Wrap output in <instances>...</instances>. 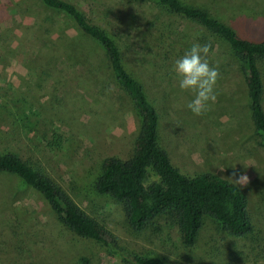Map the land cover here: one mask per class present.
<instances>
[{"label": "rangeland", "instance_id": "374dc122", "mask_svg": "<svg viewBox=\"0 0 264 264\" xmlns=\"http://www.w3.org/2000/svg\"><path fill=\"white\" fill-rule=\"evenodd\" d=\"M68 1L115 38L123 64L157 110L158 142L173 165L187 175L210 172L228 181L248 176L239 187L254 232L231 236L205 217L195 245L185 249L171 215L134 232L119 204L95 192L102 160L131 154L138 119L109 71L96 70L94 60L80 61L72 22L39 0H0V152L35 161L112 232L120 248L130 246L166 264H264V202L258 197L264 148L227 44L148 1ZM187 1L205 4L242 37L264 40V0ZM196 43L209 46L207 59L219 72L217 99L202 116L187 108L193 94L179 88L174 70ZM258 66L264 86V59ZM117 252L64 230L34 189L0 172V264H119Z\"/></svg>", "mask_w": 264, "mask_h": 264}, {"label": "trees", "instance_id": "16d2710c", "mask_svg": "<svg viewBox=\"0 0 264 264\" xmlns=\"http://www.w3.org/2000/svg\"><path fill=\"white\" fill-rule=\"evenodd\" d=\"M143 1L199 25L227 44L230 54L239 64L253 131L264 148V86L258 66L264 59V40L242 37L202 3ZM39 2L72 22L76 46L82 55L78 57L80 61L89 65L94 60L96 70L109 71L113 82L127 95L138 119L131 154L123 159L109 156L102 160L93 183L95 192L119 204L125 224L134 232L162 216L171 215L185 249L195 245L205 217L213 220L228 235L245 237L252 234L254 226L247 209V198L239 186L215 173L187 175L172 164L168 153L158 142L157 110L141 82L123 64L121 49L112 34L88 19L76 4L68 0ZM0 172L14 175L34 189L64 230L78 238L93 240L103 248L118 251L119 264H166L161 258L140 253L130 246L120 248L112 232L78 206L29 157L23 158L9 150L0 152ZM258 197L264 202V185L259 187Z\"/></svg>", "mask_w": 264, "mask_h": 264}, {"label": "clouds", "instance_id": "9594fccd", "mask_svg": "<svg viewBox=\"0 0 264 264\" xmlns=\"http://www.w3.org/2000/svg\"><path fill=\"white\" fill-rule=\"evenodd\" d=\"M209 51L208 45L202 46L196 43L175 61L174 70L180 78L179 88L193 94V99L187 104V108L196 116L204 115L217 99L215 86L219 72L216 67H211L209 64L207 59ZM230 181L242 187L249 182V178L241 174Z\"/></svg>", "mask_w": 264, "mask_h": 264}]
</instances>
